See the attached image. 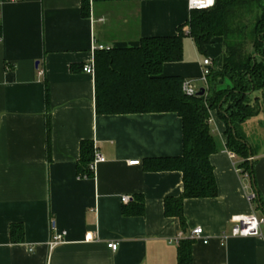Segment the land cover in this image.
Segmentation results:
<instances>
[{
  "label": "crops",
  "instance_id": "crops-1",
  "mask_svg": "<svg viewBox=\"0 0 264 264\" xmlns=\"http://www.w3.org/2000/svg\"><path fill=\"white\" fill-rule=\"evenodd\" d=\"M190 12L187 0H0V264H177L179 240L197 226L208 241L192 239L191 264H264V224L261 237L231 236L238 217L264 218V87L250 94L256 112L233 130L247 144L251 177L227 146L219 110L210 111L217 194L184 199L183 225L164 212L165 199L183 191L182 172L149 168L182 156L180 116L94 110V75L82 68L94 65V47L172 36ZM260 13L244 11L243 19L254 22ZM206 50L186 35L182 59L164 63L161 74L201 82L205 91L201 62L208 57L210 70L221 69L223 38L215 36ZM87 140L105 160L80 177L76 165ZM132 159L140 164L128 165ZM16 222L24 236L13 243L9 227ZM60 233L61 243L49 245ZM107 242L118 243L117 250Z\"/></svg>",
  "mask_w": 264,
  "mask_h": 264
},
{
  "label": "trees",
  "instance_id": "trees-1",
  "mask_svg": "<svg viewBox=\"0 0 264 264\" xmlns=\"http://www.w3.org/2000/svg\"><path fill=\"white\" fill-rule=\"evenodd\" d=\"M213 6L191 10L186 24L179 26L172 36L142 37L137 46L114 47L95 54L94 110L97 114L163 111L176 112L180 116L182 156L151 161L149 168L182 172V193L164 201L165 214L178 217L181 225L184 224V199L215 197L217 194L213 167L209 162L210 154L217 150L208 123L211 110H219L227 124V146L242 158L238 164L241 173L252 175L247 144L233 130L236 123L256 112L250 94L264 87V0H215ZM259 9L261 13L254 22L243 19L244 11L250 14ZM81 12L84 16L89 15L88 1H83ZM186 35L192 37L196 49L203 54H207L206 47L215 36L223 38L222 67L210 70L203 96H186L182 92L183 78L161 74L164 63L182 59ZM44 98L49 132L47 84ZM93 153L92 141L81 142L76 165L80 177L93 175L94 171L89 169ZM258 204L262 208L263 204ZM124 213L130 214L127 210ZM9 231L13 243L23 240L21 223L11 224ZM191 243L192 240H179L177 264H191Z\"/></svg>",
  "mask_w": 264,
  "mask_h": 264
},
{
  "label": "built area",
  "instance_id": "built-area-1",
  "mask_svg": "<svg viewBox=\"0 0 264 264\" xmlns=\"http://www.w3.org/2000/svg\"><path fill=\"white\" fill-rule=\"evenodd\" d=\"M16 1V0H12ZM215 4V0H187V6L191 10H200V9H209L214 7L213 5ZM102 50V49H108L106 46L99 44L98 46L94 47V50ZM202 73L200 76L201 80H204L207 82V76L210 73V65H211V60L208 57L203 58L202 62ZM83 71L90 74L94 75L95 73V68L93 63H86L83 67ZM43 71H40V74ZM182 83V92L186 96H194L197 95V89L195 88L193 81L190 79H183ZM94 158L89 164V169L95 171V167L98 163H101L102 161L105 160L103 155H99L97 151H94L93 153ZM140 161L138 159H132L131 161L128 162V165H139ZM120 199L123 202H127L129 198L125 195L121 196ZM264 224V218L259 219L257 216L251 212L248 215H244L241 217H238L236 221L233 223V227L231 229V236L236 237H261V225ZM62 233L60 234H55L52 239L49 241V245L55 246L62 241ZM227 236L224 234H221L219 237L220 239L224 240ZM180 238V237H178ZM188 240L192 239H201L203 240L204 243H207V237L203 236V228L201 226H197L192 229V231L189 233ZM107 247L110 248L112 251H116L118 248V243L116 242H107Z\"/></svg>",
  "mask_w": 264,
  "mask_h": 264
},
{
  "label": "rangeland",
  "instance_id": "rangeland-1",
  "mask_svg": "<svg viewBox=\"0 0 264 264\" xmlns=\"http://www.w3.org/2000/svg\"><path fill=\"white\" fill-rule=\"evenodd\" d=\"M257 11H258V10H254V11H252V13H250L249 16H252V15H253V12L257 13ZM257 14H258V13H257ZM194 85H195V88H196V89H200V88H202V86H203V84H202L201 82H196Z\"/></svg>",
  "mask_w": 264,
  "mask_h": 264
},
{
  "label": "water",
  "instance_id": "water-1",
  "mask_svg": "<svg viewBox=\"0 0 264 264\" xmlns=\"http://www.w3.org/2000/svg\"><path fill=\"white\" fill-rule=\"evenodd\" d=\"M204 93V88L200 89L199 91H197V96H203Z\"/></svg>",
  "mask_w": 264,
  "mask_h": 264
}]
</instances>
